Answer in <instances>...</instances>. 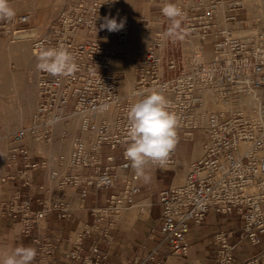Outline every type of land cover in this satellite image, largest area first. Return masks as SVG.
Listing matches in <instances>:
<instances>
[{
  "label": "built area",
  "instance_id": "obj_1",
  "mask_svg": "<svg viewBox=\"0 0 264 264\" xmlns=\"http://www.w3.org/2000/svg\"><path fill=\"white\" fill-rule=\"evenodd\" d=\"M167 2L185 14L182 39L165 37L171 21L161 8ZM116 4L65 0L45 31L33 37L37 59L43 50L62 47L78 67L69 76L39 70L36 110L11 135L0 228L5 222L20 226L18 246L37 250L32 264H104L101 243L141 192V176L124 155L127 112L141 93L158 90L179 118L177 144L163 165L148 167L180 166L181 142L197 139L201 151L186 165L184 181L159 194L162 243L173 256L188 258L193 226H203L209 213L236 215L237 225L211 238L212 264H264V0H150L139 20L145 39L133 59L129 88L123 65L134 22L124 19L119 32L100 29ZM29 30V12L0 20V40ZM99 190L110 193L104 205L87 208L91 222L78 221L67 237L50 230V216L75 218ZM245 243L260 250L241 259ZM121 264L166 261L143 245Z\"/></svg>",
  "mask_w": 264,
  "mask_h": 264
},
{
  "label": "rangeland",
  "instance_id": "obj_2",
  "mask_svg": "<svg viewBox=\"0 0 264 264\" xmlns=\"http://www.w3.org/2000/svg\"><path fill=\"white\" fill-rule=\"evenodd\" d=\"M117 1L112 10V17L132 20L135 24H139L140 18L147 15L150 6V0ZM64 2L65 0H13L9 3L10 7L15 10V14L25 12L31 14V30L28 31L26 36L21 38L4 37L0 40V49H4L3 52L0 50V208L4 195L7 192V189L1 182V178L6 170L11 135L28 123L36 110L38 101L37 78L39 69L37 68V64L39 60L33 54L32 39L35 35L42 34L45 31L50 20L55 17L58 9ZM140 34L142 41L145 39V34L140 30L138 37H132L135 47L140 45ZM21 42L27 44L26 53L16 49V46ZM131 46L129 42V47ZM139 53L140 51L129 52V59L124 63L130 66L126 71V83L128 86L126 88H129L131 85L133 79V59ZM196 149L199 155L196 154L195 156ZM56 150H59V148H56ZM183 150L186 156H191L189 162L200 157L201 151L197 139L194 142L185 143ZM177 156L181 162L180 166L169 170L157 168L158 172L165 173L164 175L167 178L158 177L155 190L156 197L164 187L172 184L179 185L184 181L186 165L189 162H184L179 152V147ZM148 168L154 169L155 167ZM145 197L139 195L138 202ZM130 211L132 212H130L129 217L137 213H141L142 215H138L134 221L126 224L124 220L129 210L126 211L119 220L118 226L112 235L113 238L117 236L116 233L119 230L129 232L130 230L138 229V224L148 222V217L140 206H134ZM19 229L20 226L8 227L4 230V234L0 235V254L6 255L12 248L18 246L15 241V233ZM65 247L66 245H63L61 248L60 256L64 252Z\"/></svg>",
  "mask_w": 264,
  "mask_h": 264
},
{
  "label": "clouds",
  "instance_id": "obj_3",
  "mask_svg": "<svg viewBox=\"0 0 264 264\" xmlns=\"http://www.w3.org/2000/svg\"><path fill=\"white\" fill-rule=\"evenodd\" d=\"M114 3L115 0H108ZM162 14L171 23L165 32L166 38L182 39L180 31L184 12L175 3L167 2L161 8ZM15 10L10 7L9 0H0V20H11ZM98 19V18H97ZM125 27V20L104 17L100 29L108 32H119ZM37 68L52 76H69L77 70L75 57L65 48L43 50ZM141 99L133 103L127 112L129 142L125 149V158L137 176L147 180L145 174L150 164L163 165L177 144V127L179 118L169 110L170 102L158 90L141 93ZM37 250L31 246H16L6 255L0 254V264H32Z\"/></svg>",
  "mask_w": 264,
  "mask_h": 264
},
{
  "label": "crops",
  "instance_id": "obj_4",
  "mask_svg": "<svg viewBox=\"0 0 264 264\" xmlns=\"http://www.w3.org/2000/svg\"><path fill=\"white\" fill-rule=\"evenodd\" d=\"M186 142H181L179 145V152L184 162H189L191 156H186L183 150V146ZM149 178L145 180L143 177L139 179V185L141 187L140 195L147 196L142 198L138 203L149 202L151 206L144 214L148 217L147 223L138 224V229L130 230L129 232L119 230L113 234L115 229L111 232L109 241H103L100 245L102 251L106 254V261L104 264H121L122 261L129 259L136 255L143 245H146L149 250L157 249L158 259L166 261V264H212L215 256V247L211 243V238L214 233L220 230H228L239 223V218L236 215L223 216L216 213H209L206 223L201 227H192L189 234V243L191 245V253L188 258H182L173 256L170 253L169 247L162 243V236L159 232V218L160 207L157 204L160 192L167 187H164L159 191L156 197V181L158 177L167 178L165 173L158 172L157 168H148L145 173ZM152 184V185H151ZM110 193L109 190L94 191L84 202V209L76 212V217L69 221L58 220L56 215H52L48 219L50 230H60L64 237H67L71 231H73L78 221L91 222L92 216L87 212V208L94 205H104L106 196ZM129 211L125 217V223L128 224L134 221L138 215H130ZM8 227H12L9 222H5L0 230V235L4 234V230ZM117 228V227H116ZM15 241L18 245L17 233H15ZM89 242L86 243V250H89ZM260 249L253 247L249 243H245L242 251L238 253L239 258L246 259L249 256L257 253Z\"/></svg>",
  "mask_w": 264,
  "mask_h": 264
},
{
  "label": "bare ground",
  "instance_id": "obj_5",
  "mask_svg": "<svg viewBox=\"0 0 264 264\" xmlns=\"http://www.w3.org/2000/svg\"><path fill=\"white\" fill-rule=\"evenodd\" d=\"M118 2V1H117ZM117 20H120V19H117ZM140 30H141V25L140 24H135L134 23V25H133V28H132V30H131V32H130V39H129V42H130V45H132L131 47H130V52L132 51V52H135V51H141V49H142V47H143V41H142V39H141V34H140V45L138 46V47H135L134 46V44H133V39H132V37L134 36V37H138V33L140 32ZM6 48V47H5ZM26 48H27V44L26 43H20V44H18L17 46H16V49L17 50H19V51H22L23 53H26ZM1 50V49H0ZM4 50V49H3ZM3 50H1L2 52H3ZM0 51V52H1ZM33 54H34V52H33ZM31 56V55H30ZM129 67L130 66H128V65H123V71L125 72V74H126V71H127V69H129ZM126 78H127V74H126ZM133 80V79H132ZM131 84H132V82H131ZM126 87H128L127 86V83H126ZM197 150V149H196ZM196 150H195V156H196V154L197 155H199V152H198V150H197V153H196ZM201 154V153H200ZM134 206H140L141 207V209H142V211L143 212H147L148 211V209H149V206H150V204H149V202H143V203H140V204H138V203H136ZM133 206V207H134ZM132 207V208H133ZM131 208V209H132ZM130 209V210H131ZM129 210V211H130Z\"/></svg>",
  "mask_w": 264,
  "mask_h": 264
}]
</instances>
